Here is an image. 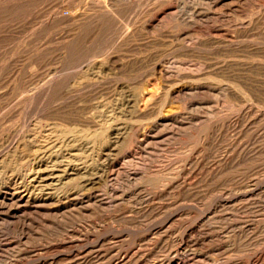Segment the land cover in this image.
<instances>
[{"label": "rangeland", "instance_id": "374dc122", "mask_svg": "<svg viewBox=\"0 0 264 264\" xmlns=\"http://www.w3.org/2000/svg\"><path fill=\"white\" fill-rule=\"evenodd\" d=\"M124 256L264 264V0H0V264Z\"/></svg>", "mask_w": 264, "mask_h": 264}, {"label": "bare ground", "instance_id": "6f19581e", "mask_svg": "<svg viewBox=\"0 0 264 264\" xmlns=\"http://www.w3.org/2000/svg\"><path fill=\"white\" fill-rule=\"evenodd\" d=\"M214 2V1H213ZM211 3V4H215V3ZM197 12V11H196ZM198 13V12H197ZM194 17H195V15H194ZM198 20V19H197ZM177 66V65H176ZM181 66V65H180ZM181 68H182V66L180 67V68H178V71H179V73L181 72ZM177 70V69H176ZM163 72V71H162ZM163 74H165V73H163ZM172 74V73H171ZM25 90V89H24ZM173 97V96H172ZM115 111V110H114ZM113 112V111H112ZM116 113V112H115ZM111 115V113H108V115ZM118 114V113H117ZM116 114V116H119V115H117ZM109 117V116H108ZM108 117H106V119L108 118ZM105 118V117H104ZM113 119V118H112ZM105 122H106V120H104ZM110 121H112V120H110ZM114 121H115V119H114ZM104 122V123H105ZM103 123V124H104ZM111 124V123H110ZM105 126V125H104ZM106 126H109V125H107L106 124ZM103 129V128H102ZM104 130V129H103ZM106 130H108V129H106ZM36 131V130H35ZM97 132V131H96ZM36 133V132H35ZM38 133V132H37ZM36 133V134H37ZM44 133H46V132H44ZM95 133V132H94ZM107 134V133H106ZM94 135H96V134H94ZM98 135V134H97ZM36 136V135H35ZM106 136V135H105ZM95 137V136H94ZM98 137V136H97ZM35 138H37V140L39 139V138H47V135L45 134V136H43V133L42 134H38V136L37 137H35ZM106 138L107 137H104V138H102V141L103 142H105L106 141ZM99 139V138H98ZM108 139H109V137H108ZM43 140V139H42ZM90 140V139H89ZM39 141V140H38ZM98 141V140H97ZM41 142V141H40ZM67 142V141H66ZM65 142V143H66ZM72 142V141H71ZM99 142V141H98ZM39 143V142H38ZM44 142H42V144H43ZM95 143V142H94ZM137 143H139V142H137ZM66 144H68V143H66ZM72 144V143H71ZM73 144H74V142H73ZM87 144H89V143H87ZM45 145V144H44ZM62 145V144H61ZM70 145V144H69ZM68 145V146H69ZM91 145H93V144H91ZM95 146H96V143L94 144ZM140 145H143L141 142H140ZM71 146V145H70ZM100 146V145H99ZM98 146V147H99ZM87 147V146H86ZM145 147V146H144ZM70 148V147H69ZM88 148V147H87ZM94 148V147H93ZM41 149H44V148H40V150ZM73 149V148H72ZM78 149H80V148H78ZM77 149V150H78ZM90 149V148H89ZM39 150V151H40ZM85 150V149H84ZM96 150H98V149H96ZM145 150H146V148H145ZM35 151H37V150H35ZM71 152V151H70ZM25 153V152H24ZM61 153V152H60ZM73 154L75 153V151L74 152H72ZM86 153H87V151H83V148H82V150H80V151H78L76 154H74V157H70L69 159H74L75 161H83L85 158H86ZM91 153V152H90ZM112 153H114V154H112ZM112 153H110V155H107L106 157H104V161H103V164H102V175L104 176V178L105 177H107V170L109 169V168H111V166H113V165H115V162H116V158H117V155L118 154H115V152H112ZM59 154V153H58ZM71 154V153H70ZM69 154V155H70ZM94 154V153H93ZM62 155V154H61ZM68 155V156H69ZM92 155V154H91ZM62 156H64V155H62ZM67 156V157H68ZM97 156H98V154H97ZM59 157H61V156H59ZM95 158H96V156H95ZM24 159V158H23ZM63 159V158H62ZM65 159V158H64ZM87 160H88V157H87ZM22 161V160H21ZM24 161H26V159L25 160H23L21 163L19 162H17L18 163V165L16 166L15 164V167H14V169L12 168V171L14 170V171H22V170H26V168L27 167H29L28 166V163H26V162H24ZM58 161V160H57ZM61 161V160H60ZM64 161H66V160H64ZM67 161H70V160H68L67 159ZM85 162V161H84ZM6 163V162H5ZM55 163H56V161H55ZM58 163V162H57ZM67 163V162H66ZM65 163V164H66ZM76 163H78V162H76ZM75 163V164H76ZM48 164H50V163H48ZM71 164H73V163H71ZM87 164V163H86ZM8 166V165H7ZM13 166V165H12ZM49 166V165H48ZM52 166V165H51ZM67 166H70V164L69 163H67ZM6 169V168H5ZM4 169V170H5ZM11 169V168H10ZM46 169V168H45ZM50 169H51V167H50ZM9 170V169H8ZM37 170V169H36ZM73 171V170H72ZM28 172V171H27ZM26 171L24 172V173H27ZM31 172V171H30ZM33 172V171H32ZM122 172L124 173V174H127V172H125V171H122V170H119L118 172H117V176H119L120 174H122ZM14 173V172H13ZM99 173V172H98ZM81 174V173H80ZM123 174V175H124ZM130 176V175H129ZM23 187V186H22ZM70 187V186H69ZM43 189V188H42ZM41 190V189H40ZM44 190V189H43ZM42 190V191H43ZM71 190V189H70ZM32 194V193H31ZM68 194V193H67ZM44 195L43 194H38V195H35L34 196V200H33V202L35 201V203L36 204H39V207H46L47 205H46V203H47V201L46 200H44V197H43ZM59 197V196H58ZM26 200V199H25ZM30 200H32V197L30 198H28V200L26 201V204H30ZM74 202V201H73ZM82 202V201H81ZM75 205V204H74ZM83 205V204H82ZM30 206V205H29ZM73 208V207H72ZM27 209V208H26ZM78 216V215H77ZM79 219V218H78ZM76 220V219H75ZM64 221V220H63ZM62 221V222H63ZM66 223V222H65ZM67 225V224H66ZM7 248V247H6ZM5 248V249H6ZM8 249V248H7ZM113 250H114V248H112ZM91 250V249H90ZM13 251V250H12ZM92 251L93 250H91V251H89L88 252V257H90L91 255H92ZM11 251H6V252H4L3 251V253H10ZM105 252H107V251H105ZM110 252V251H109ZM114 252H115V250H114ZM113 252V253H114ZM111 256V255H110ZM196 256V255H195ZM134 257V256H133ZM132 257V258H133ZM121 258V257H120ZM198 258V257H197ZM173 260H174V258H172ZM120 260V259H119ZM173 260H171V261H168L167 263H163V264H173ZM161 263V262H160ZM117 264V263H116ZM118 264H144L143 263V261L142 260H136V259H134V260H132L131 261V259L129 260V257H123L121 260H120V262L118 263Z\"/></svg>", "mask_w": 264, "mask_h": 264}]
</instances>
